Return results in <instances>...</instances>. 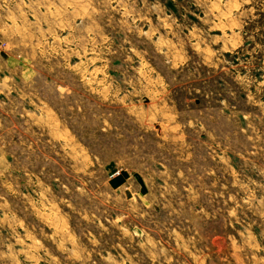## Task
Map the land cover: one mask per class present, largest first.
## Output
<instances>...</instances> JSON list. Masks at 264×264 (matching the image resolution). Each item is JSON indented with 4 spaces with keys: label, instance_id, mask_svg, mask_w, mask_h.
Returning <instances> with one entry per match:
<instances>
[{
    "label": "rangeland",
    "instance_id": "1",
    "mask_svg": "<svg viewBox=\"0 0 264 264\" xmlns=\"http://www.w3.org/2000/svg\"><path fill=\"white\" fill-rule=\"evenodd\" d=\"M0 264H264V0H0Z\"/></svg>",
    "mask_w": 264,
    "mask_h": 264
}]
</instances>
